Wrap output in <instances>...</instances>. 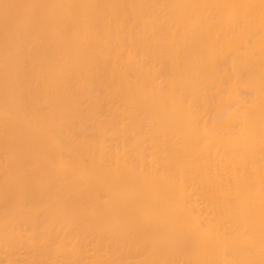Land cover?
<instances>
[{
    "label": "bare ground",
    "instance_id": "obj_1",
    "mask_svg": "<svg viewBox=\"0 0 264 264\" xmlns=\"http://www.w3.org/2000/svg\"><path fill=\"white\" fill-rule=\"evenodd\" d=\"M0 264H264V0H0Z\"/></svg>",
    "mask_w": 264,
    "mask_h": 264
}]
</instances>
